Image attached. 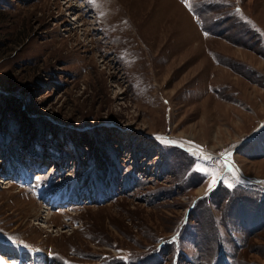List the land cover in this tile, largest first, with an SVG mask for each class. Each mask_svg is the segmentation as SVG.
<instances>
[{
  "label": "rangeland",
  "instance_id": "rangeland-1",
  "mask_svg": "<svg viewBox=\"0 0 264 264\" xmlns=\"http://www.w3.org/2000/svg\"><path fill=\"white\" fill-rule=\"evenodd\" d=\"M0 264H264V0H0Z\"/></svg>",
  "mask_w": 264,
  "mask_h": 264
},
{
  "label": "trees",
  "instance_id": "trees-1",
  "mask_svg": "<svg viewBox=\"0 0 264 264\" xmlns=\"http://www.w3.org/2000/svg\"><path fill=\"white\" fill-rule=\"evenodd\" d=\"M43 140H44V139H41V140L37 141V143L39 142L40 144H42V142H44L45 144H44V146H43L42 149L48 151V149H49V147H48V141H43ZM5 148H7V145L5 146ZM48 152H49V151H48ZM29 153H30V154H33V155L36 154L35 152H33L32 149L29 151ZM100 175H105V178H104V182H103V183H106V182L109 181V180L111 181V180L115 179V178H114L115 175H114L111 171H109V173H102V174H100ZM108 175H110V176H108ZM116 178H117V177H116ZM86 179H88V177H85V178H84V180H86ZM117 179H118V178H117ZM93 180H94V183H93V181H92L91 183H87L86 185H89V184H96V185H98V186H96V187H99L100 184L97 183V182H99V181H98L97 179H95V178H93Z\"/></svg>",
  "mask_w": 264,
  "mask_h": 264
},
{
  "label": "snow or ice",
  "instance_id": "snow-or-ice-1",
  "mask_svg": "<svg viewBox=\"0 0 264 264\" xmlns=\"http://www.w3.org/2000/svg\"><path fill=\"white\" fill-rule=\"evenodd\" d=\"M206 175H208L209 177H211L212 178V182L213 183H215L216 181H215V176H214V174L213 173H206Z\"/></svg>",
  "mask_w": 264,
  "mask_h": 264
},
{
  "label": "bare ground",
  "instance_id": "bare-ground-1",
  "mask_svg": "<svg viewBox=\"0 0 264 264\" xmlns=\"http://www.w3.org/2000/svg\"><path fill=\"white\" fill-rule=\"evenodd\" d=\"M124 30H125V29H124ZM123 33H124V32H123ZM124 35H126V34H124ZM126 37H127V36H126ZM129 40H131V38H129ZM133 42H134V41H133ZM133 42H132V43H133Z\"/></svg>",
  "mask_w": 264,
  "mask_h": 264
}]
</instances>
